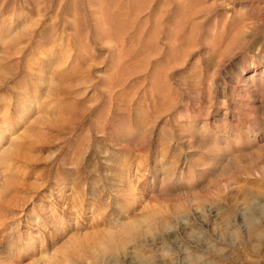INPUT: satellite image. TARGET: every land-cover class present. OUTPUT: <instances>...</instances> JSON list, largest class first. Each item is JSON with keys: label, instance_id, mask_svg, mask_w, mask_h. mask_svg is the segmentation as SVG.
<instances>
[{"label": "rangeland", "instance_id": "374dc122", "mask_svg": "<svg viewBox=\"0 0 264 264\" xmlns=\"http://www.w3.org/2000/svg\"><path fill=\"white\" fill-rule=\"evenodd\" d=\"M237 110L264 118V0H0V264H264V134L200 175L180 138Z\"/></svg>", "mask_w": 264, "mask_h": 264}, {"label": "bare ground", "instance_id": "6f19581e", "mask_svg": "<svg viewBox=\"0 0 264 264\" xmlns=\"http://www.w3.org/2000/svg\"><path fill=\"white\" fill-rule=\"evenodd\" d=\"M10 44L11 43H9V45ZM9 45H8L9 48L8 47L6 48V51L7 52H9L7 49H10L11 48V46H9ZM52 57L51 56H48L47 58L45 57L44 62L43 63L37 62L38 63L37 64V68L36 69L34 68L35 72L32 74L33 77H34V83H36V86L33 87V90L35 88L34 94L24 95V96L18 98L19 99L18 102H13L12 107L14 109V112H12L11 117L8 118V121L12 123L11 124L12 125L11 128L15 125L14 123L20 124L22 120L28 118V114L30 112H32V109L33 108L35 109L37 107H40L41 108L40 109L41 110V113L45 112V109L47 107V103L48 102L47 103L46 102L43 103L44 102L43 101L44 99L42 98V96H45L46 97V95L49 94V91L51 92L50 87L47 84H50L51 83V81L53 79L52 75H55L56 76V72H57V70L55 71V68H54L56 66V64H57V60H55ZM47 71L50 74H48ZM53 90H55V89H53ZM41 98H42L41 101H43L42 102L43 105L41 104V102H39V100ZM17 112H20L21 114H19ZM243 115H246V114L239 110L238 111V116H237V117H239V123H237V125L235 126V128H236L235 130L238 131V133H236L234 131V129L231 128V126H230L229 127V129H230L229 131H227L224 128L223 129L222 128H216V129H213L211 131H206L205 130L206 131V137L208 138L207 140L204 139V137H199L198 134L200 133V131H199V133L196 134L195 133V130L192 131V132H190L189 134L187 133V134H184L183 136H180L181 139L185 137L186 139H184L183 142H187L188 143L186 145L188 147V151L186 150L187 151L186 156L189 155L188 152L193 153L195 151L196 152L197 151H200V152H205L207 154V156L209 157V158H206L207 161L205 160V162H202V160H201V163L197 164V166L195 167V170H196V173L197 174L200 175L202 173H205L207 171V169H209L211 166L212 167L215 166L216 161H218L219 159H221V156L224 155V153L226 152V150L239 151L242 148L241 146H242L244 140L243 141L241 140L240 143H238L233 138H240L241 139L242 136H245L247 133H249V132H256V131L257 132H262L264 134V128H263V126H264V120L263 119L264 118L261 119L259 116H255L254 115L252 118L251 117H248L249 120H250V122L246 121V123H245V121L241 118V116H243ZM243 123L246 124V125L248 124L249 126L248 127H243L242 126ZM188 128H190V127H188ZM202 132H204V131H202ZM2 133H3V127L0 128V141H3L2 137H1L2 136ZM204 134H205V132H204ZM244 139H246L248 141L249 138H244ZM2 144H3V142H0V150H1V148H3L2 151L0 152V164L3 167V168H1L2 171L0 170V173H2L3 176L4 175L6 176V175H8L7 173H9V171L11 169V167H10V163L11 162H10L9 159H10V153L12 152V146L11 145H13V144L11 143V145H10V143H8L7 144V147H5V146L3 147ZM210 157L216 158V160L213 162V159L211 161V158ZM209 160L211 161L210 163L208 162ZM203 161H204V159H203ZM212 169H211L210 172L213 171ZM207 173H208V171H207ZM192 174H193V172H192ZM5 176H4V178H5ZM7 177L5 178L6 180L5 179L4 180L3 179L2 180L0 179V196L5 193L3 191H6L7 190L6 189L7 188V183H8L7 181L9 179V177L8 178ZM8 185H9V183H8ZM1 200H2V198H1ZM1 200H0V202L3 203ZM5 201H6V199H5ZM7 241H8V239H7ZM8 243H10V242H8ZM1 252H2V249L0 250V254H1ZM12 257H13V254H12ZM8 259H9L8 256H5V255L0 256V262H2V263H3V261L5 262Z\"/></svg>", "mask_w": 264, "mask_h": 264}]
</instances>
